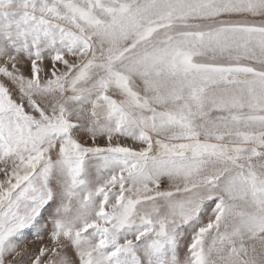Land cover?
<instances>
[{"label":"snow or ice","instance_id":"6c2138e0","mask_svg":"<svg viewBox=\"0 0 264 264\" xmlns=\"http://www.w3.org/2000/svg\"><path fill=\"white\" fill-rule=\"evenodd\" d=\"M0 264H264V0H0Z\"/></svg>","mask_w":264,"mask_h":264},{"label":"rangeland","instance_id":"374dc122","mask_svg":"<svg viewBox=\"0 0 264 264\" xmlns=\"http://www.w3.org/2000/svg\"><path fill=\"white\" fill-rule=\"evenodd\" d=\"M28 243H29V246H34V242L31 236H29L28 238Z\"/></svg>","mask_w":264,"mask_h":264}]
</instances>
